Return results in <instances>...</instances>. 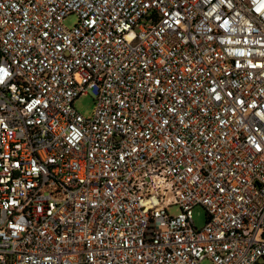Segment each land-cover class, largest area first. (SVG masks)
I'll list each match as a JSON object with an SVG mask.
<instances>
[{"label":"built area","instance_id":"obj_1","mask_svg":"<svg viewBox=\"0 0 264 264\" xmlns=\"http://www.w3.org/2000/svg\"><path fill=\"white\" fill-rule=\"evenodd\" d=\"M206 262L264 264V0H0V264Z\"/></svg>","mask_w":264,"mask_h":264},{"label":"rangeland","instance_id":"obj_2","mask_svg":"<svg viewBox=\"0 0 264 264\" xmlns=\"http://www.w3.org/2000/svg\"><path fill=\"white\" fill-rule=\"evenodd\" d=\"M78 23V16L71 15L67 17L65 25L68 28L74 27ZM95 98L91 92L89 94L79 97L75 102V108L77 111L86 118H91L95 111ZM170 214L177 215L179 213V208L175 207L170 209ZM193 219L195 226L198 229H202L207 223V212L206 209L202 206H196L193 209ZM204 264H208L207 262Z\"/></svg>","mask_w":264,"mask_h":264}]
</instances>
